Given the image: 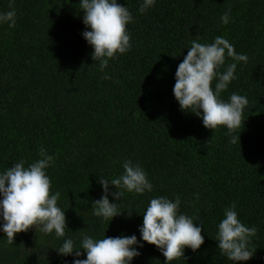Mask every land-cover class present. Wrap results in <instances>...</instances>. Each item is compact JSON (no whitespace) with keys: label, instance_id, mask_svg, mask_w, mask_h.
I'll list each match as a JSON object with an SVG mask.
<instances>
[{"label":"trees","instance_id":"obj_1","mask_svg":"<svg viewBox=\"0 0 264 264\" xmlns=\"http://www.w3.org/2000/svg\"><path fill=\"white\" fill-rule=\"evenodd\" d=\"M119 3L135 17L128 25L133 47L102 71L82 37L79 0H15L16 26L0 25V170L21 159L31 163L47 149L54 156L47 170L52 191L61 192L73 238L83 230L139 239L150 199L179 196L181 212L203 223L205 242L172 264H232L215 239L224 209L235 204L241 221L257 228L255 256L238 264H264V0H157L144 14L140 0ZM229 8L225 25L221 16ZM7 10L9 0H0V11ZM216 36L249 57L247 63L228 58L225 67L237 63V79L222 94L248 98L240 146L229 143L225 127L210 130L181 111L173 95L187 48ZM125 159L142 165L154 190L125 192L119 206L126 211L108 224L92 215V201L102 195L97 176L118 177ZM4 235L0 264L71 260L57 254L62 239L54 235L30 229L13 244ZM140 252L132 264H164L155 245L145 242Z\"/></svg>","mask_w":264,"mask_h":264},{"label":"clouds","instance_id":"obj_2","mask_svg":"<svg viewBox=\"0 0 264 264\" xmlns=\"http://www.w3.org/2000/svg\"><path fill=\"white\" fill-rule=\"evenodd\" d=\"M156 3L157 0H140L139 12H148ZM79 5L85 25L82 37L92 47V59L99 62L103 71L111 59L132 49L128 25L135 22V17L119 0H79ZM230 20L231 8L221 16L225 25ZM16 23L15 0H9V10L0 11V25L7 24L11 28ZM187 49L176 69L173 87L181 111L195 114L210 130L225 127L229 143L240 146L248 98L233 92L224 99L222 94L237 79V63L225 67L228 58L247 63L249 57L237 53L235 46L223 36H216L211 43L193 40ZM103 78L111 77L105 73ZM39 157L31 163L21 159L0 170V232L5 234L9 244L14 243L17 233L30 229L46 236L54 235L62 239L57 254L62 258L71 257L65 264H132L134 258L141 255L140 249L145 242L156 246L165 257L164 264H172L175 260L186 259V249L196 252L204 244V226L199 218L181 212L179 196L171 199L163 195L152 197L143 211L139 239L136 234L111 237L105 232L97 238L83 230L78 238L68 236L66 210L59 203L61 192L52 191V180L47 172L54 163V156L41 147ZM122 168L123 173L113 179L102 174L97 176L102 195L92 201V215L108 224L126 211L119 206L125 192L143 195L154 190L147 171L139 162L125 159ZM127 212L130 217L132 210ZM256 234L257 228L242 222L236 205L232 204L224 209L215 240L221 254L232 264H238L255 256L253 237Z\"/></svg>","mask_w":264,"mask_h":264}]
</instances>
